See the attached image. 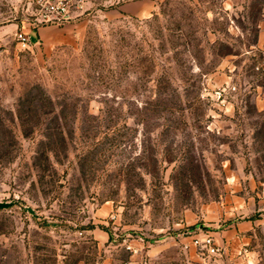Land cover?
I'll use <instances>...</instances> for the list:
<instances>
[{"label": "rangeland", "instance_id": "rangeland-1", "mask_svg": "<svg viewBox=\"0 0 264 264\" xmlns=\"http://www.w3.org/2000/svg\"><path fill=\"white\" fill-rule=\"evenodd\" d=\"M41 18L0 0V264H264V0Z\"/></svg>", "mask_w": 264, "mask_h": 264}, {"label": "built area", "instance_id": "built-area-1", "mask_svg": "<svg viewBox=\"0 0 264 264\" xmlns=\"http://www.w3.org/2000/svg\"><path fill=\"white\" fill-rule=\"evenodd\" d=\"M41 7L42 18L41 21L45 23H59L67 20L70 13V0H38ZM18 40L23 47H29L32 43L31 37L28 34L20 32ZM236 89V86L221 88L216 90L214 97L221 102H225L227 93ZM190 244H186L188 248ZM191 246H194L199 252H206L209 256L218 254L220 247L216 243L212 235H206L204 238L195 235L191 241ZM129 264V263H127Z\"/></svg>", "mask_w": 264, "mask_h": 264}, {"label": "crops", "instance_id": "crops-1", "mask_svg": "<svg viewBox=\"0 0 264 264\" xmlns=\"http://www.w3.org/2000/svg\"><path fill=\"white\" fill-rule=\"evenodd\" d=\"M33 33L36 36H39V35L44 36L45 38H48L51 42H54V43L62 41L61 32H58L57 28H55L54 25H46L43 28H39L33 31ZM101 235L104 240L109 239L108 232H101Z\"/></svg>", "mask_w": 264, "mask_h": 264}, {"label": "water", "instance_id": "water-1", "mask_svg": "<svg viewBox=\"0 0 264 264\" xmlns=\"http://www.w3.org/2000/svg\"><path fill=\"white\" fill-rule=\"evenodd\" d=\"M8 205H9V203L1 202V201H0V207H6V206H8Z\"/></svg>", "mask_w": 264, "mask_h": 264}, {"label": "trees", "instance_id": "trees-1", "mask_svg": "<svg viewBox=\"0 0 264 264\" xmlns=\"http://www.w3.org/2000/svg\"><path fill=\"white\" fill-rule=\"evenodd\" d=\"M110 238H111V236H110Z\"/></svg>", "mask_w": 264, "mask_h": 264}]
</instances>
